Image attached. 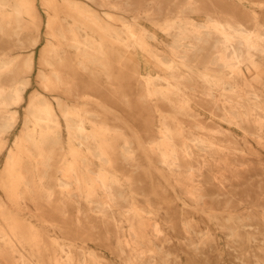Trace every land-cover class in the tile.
Masks as SVG:
<instances>
[{
    "label": "bare ground",
    "instance_id": "obj_1",
    "mask_svg": "<svg viewBox=\"0 0 264 264\" xmlns=\"http://www.w3.org/2000/svg\"><path fill=\"white\" fill-rule=\"evenodd\" d=\"M203 2L40 0L43 20L38 0H0V43L12 48L0 53V154L32 83L33 55L12 52L36 46L46 28L37 74L44 92L28 97L0 185L17 209L28 199L36 208L52 206L65 223L56 226L75 241L58 252L0 198V264H114L81 248L96 243L120 264H182L184 255L201 264L196 258L221 254L203 209L242 204L246 212L216 223L233 264H264V201L252 205L264 197V167L250 174L256 159L233 131L264 135V81L249 78L263 62L264 22ZM141 58L153 62L156 74L141 73ZM104 78L112 104L144 130L147 155L112 109H85L86 92L101 95ZM208 82L221 88V98ZM197 105L211 118L200 117ZM159 111L163 129L156 139ZM174 188L189 206L175 199Z\"/></svg>",
    "mask_w": 264,
    "mask_h": 264
},
{
    "label": "rangeland",
    "instance_id": "obj_2",
    "mask_svg": "<svg viewBox=\"0 0 264 264\" xmlns=\"http://www.w3.org/2000/svg\"><path fill=\"white\" fill-rule=\"evenodd\" d=\"M200 3L203 0H198ZM205 2V6H207L209 8V6L211 5H217V6H224L226 10H235V11H246L249 15V17L254 18V15H256V18H254L253 20H259L261 22H264V0H204ZM203 2V3H204ZM150 3V2H148ZM173 0H170V2L168 3V0H166V5L167 4H172ZM38 6L40 9V13L43 17V20H45L46 18V14H45V7H43L40 3V0H38ZM148 6L146 4H143V6H141V10L140 12L144 15L146 8ZM97 10H99L101 13L103 10L105 11H109V12H115L113 11V9L107 7V8H101L96 6L95 7ZM205 9L207 10V8L205 7ZM161 18V16H160ZM204 17H199L200 20H202ZM46 28L43 27L42 28V34H41V40L39 41V43L31 48L28 49H16L14 47V50L12 53H14V55H19L20 57H24L28 54H32L33 55V61H34V66L31 72V84L28 86L25 95H24V100L23 102L20 104V106H18L17 108L19 109L20 113H19V118L17 123L15 124L14 129L8 133L7 135H4L6 140H7V144L5 146V148L3 149V151L0 154V169L3 166L4 160H5V156L7 151L9 150V148L12 146V142L20 136V127L22 125V121L24 118V115L26 113L25 109L28 107V97L37 91L40 92H44V89L39 86V82H38V77L37 74L39 73L40 69L42 68L39 64V60L41 57V52H42V47L43 45L46 43ZM1 44V43H0ZM5 45H0V53H7L9 50H12V48H5V52L4 49ZM18 53V54H17ZM261 59V58H259ZM142 60V64H140V68H141V73L143 75H147V74H156V71L153 70V62L146 58V62L144 61L143 58H141ZM263 62L261 63L260 67L258 68L255 72L251 73L249 78L250 80H252L253 82V78L255 76H259L261 78L262 81H264V57H262ZM123 75V77H125L127 75V69H126V73L123 72L121 73ZM213 77H215V74L213 75ZM218 77V76H217ZM144 78H147L146 76H144ZM133 81H131L132 83ZM137 81L133 82L135 84ZM104 91H101V95L98 94L97 91H92L90 89L89 93L86 92L87 94H89V101L88 104L84 105L85 109H90V108H96L98 110H102V108L107 107V109H112L114 112H116L117 115L121 116V119L123 121V124L126 125L127 130L129 131V133L131 134V136L137 140H141L143 142V152L144 155H147L149 153V144L146 142V137L144 135V130L142 129V127L139 126V123L136 122L134 119H132L131 116H129L125 110H123L122 108H120L121 106L117 105V104H112L111 102V90L113 88H110V80L105 79L104 78ZM208 85H210V87L214 88L215 93L217 94V98H221L220 97V93L222 92L220 87H217L216 84H211V82L207 83ZM130 90H128L130 93L132 94H136L137 92H140V90L138 91V88L133 89L132 87L129 88ZM94 90H98V89H94ZM46 92V91H45ZM48 96L50 97L51 100H54L55 96L57 95L54 94V92H47ZM59 95V94H58ZM66 97V96H65ZM88 97V95H87ZM155 99V97H153ZM202 98V97H201ZM207 99H210L208 97H205ZM71 103H74V99L71 98L69 99ZM206 106V104H205ZM210 107V105H209ZM158 108V107H157ZM156 108V109H157ZM197 108L199 109L198 112H201L200 117L203 118H211L209 117V113L203 108V106L201 107V109L199 108V105H197ZM210 119H207V121H209ZM154 125H155V138L158 139L160 137V130L163 129V119L161 117V113L160 111L157 112L155 114L154 117ZM234 133H236L237 137H240V139L244 142V148L246 150V155L251 157H254L255 160V167L253 169L250 170V174L254 177V175L260 173V169L261 167H264V145L260 144L259 141H263L264 142V135L260 134V136H256V135H251L246 133L243 130H236L233 129ZM255 132H261L258 130H255ZM264 133V132H263ZM262 135V136H261ZM65 136V133H64ZM12 148V147H11ZM66 148L68 149V145L66 143ZM155 162V161H153ZM151 162V164L153 163ZM154 164V163H153ZM257 176V175H256ZM169 185L170 183H172V179L170 178L169 180ZM174 193V197L175 199L181 204V205H190V201H188V199H186L185 197H183L182 195H180L178 192V190L176 188H174V190H172ZM0 198L1 200L6 203V205L8 206L7 209H9L10 211L14 212L16 210V212H18L19 217L21 219H24L28 222L31 223V225L33 227H35L36 229H38L39 231L45 232L47 237L49 239H47L45 244H49L51 241L53 242L52 244L57 246V251L60 252L61 251V246L66 245V246H74V239L72 236H69L67 233L62 232L60 229H58V227L56 226V224H60L61 221H59V216H55L52 206L48 207V206H41V207H37L33 204L34 202L36 203V201H34V199H28L23 203L18 209L15 208V201L11 200L9 198H7L5 196L4 191L1 188L0 185ZM264 201V197L262 198H257L253 201V206H255L257 203ZM44 201L41 200L40 203H43ZM45 204V203H43ZM42 204V205H43ZM250 205V204H249ZM247 207L248 204H242L238 207L235 208H230V209H224V208H215L212 210H209L208 208L203 209V214L202 217H204L203 220L208 219L214 233H216L217 235V242L219 243V250H220V257L218 258H210V260H207V262L204 261V259L202 258H196V260H198L201 264H233V258L230 256L229 250L227 248V237L225 235V233L219 228V226L216 223V219L217 218H222L225 217L227 215H231V214H241L243 212L247 211ZM197 217V222L200 224V226L203 224L202 220H201V216H196ZM61 224H65L63 222H61ZM72 235V234H71ZM51 240V241H50ZM97 245V246H96ZM100 244L96 243V244H82V249L86 252V255H88V253L90 251H97L100 253V255L104 256L107 259H110L111 262H113L114 264H120L119 259L112 253L108 252L107 250L101 248L100 246H98ZM186 256L184 255L183 261L181 262L182 264H190V262L188 261V259L185 258ZM37 261H41L44 260L43 257L38 256L35 258ZM219 261H218V260ZM209 261V262H208Z\"/></svg>",
    "mask_w": 264,
    "mask_h": 264
}]
</instances>
